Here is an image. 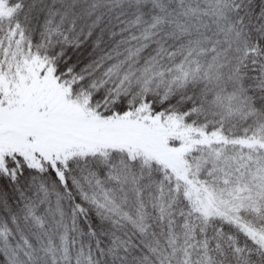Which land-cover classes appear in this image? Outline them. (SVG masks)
<instances>
[{
  "label": "snow or ice",
  "instance_id": "snow-or-ice-1",
  "mask_svg": "<svg viewBox=\"0 0 264 264\" xmlns=\"http://www.w3.org/2000/svg\"><path fill=\"white\" fill-rule=\"evenodd\" d=\"M0 264H264V0H0Z\"/></svg>",
  "mask_w": 264,
  "mask_h": 264
}]
</instances>
